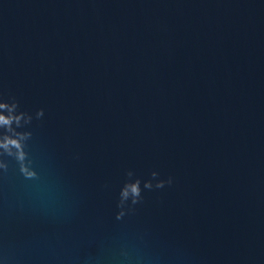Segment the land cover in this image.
Wrapping results in <instances>:
<instances>
[{
    "label": "water",
    "instance_id": "1",
    "mask_svg": "<svg viewBox=\"0 0 264 264\" xmlns=\"http://www.w3.org/2000/svg\"><path fill=\"white\" fill-rule=\"evenodd\" d=\"M0 95V264H264V0H0Z\"/></svg>",
    "mask_w": 264,
    "mask_h": 264
},
{
    "label": "clouds",
    "instance_id": "2",
    "mask_svg": "<svg viewBox=\"0 0 264 264\" xmlns=\"http://www.w3.org/2000/svg\"><path fill=\"white\" fill-rule=\"evenodd\" d=\"M44 116V110L39 109L35 113L36 119ZM33 120V115L29 112L20 110L19 101L14 96L4 98L0 95V172H7L10 163L14 162L17 170L26 179L36 177V172L31 167L32 161L30 152L28 151V141L32 138V132L25 129ZM128 180L125 181L119 192V199L116 213V219L120 220L127 212H134V206L143 199L141 179H132L133 173H127ZM157 172L151 173V179L143 182V188L151 190L153 188L160 189L165 184H171L172 178L167 180L158 179ZM155 181V183H154Z\"/></svg>",
    "mask_w": 264,
    "mask_h": 264
}]
</instances>
